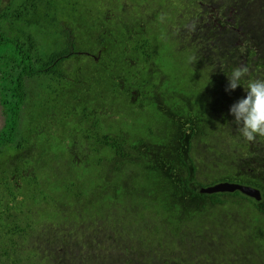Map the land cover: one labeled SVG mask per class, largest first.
<instances>
[{
	"label": "trees",
	"instance_id": "trees-1",
	"mask_svg": "<svg viewBox=\"0 0 264 264\" xmlns=\"http://www.w3.org/2000/svg\"><path fill=\"white\" fill-rule=\"evenodd\" d=\"M250 79L264 0H0V264H264Z\"/></svg>",
	"mask_w": 264,
	"mask_h": 264
},
{
	"label": "clouds",
	"instance_id": "clouds-1",
	"mask_svg": "<svg viewBox=\"0 0 264 264\" xmlns=\"http://www.w3.org/2000/svg\"><path fill=\"white\" fill-rule=\"evenodd\" d=\"M191 60L194 61L195 58L193 57ZM248 72L249 68L246 65L234 68L227 76L228 84L225 91L230 92L242 85L241 80L247 76ZM244 90L247 93L246 98H241L232 104L229 111L235 118L234 123L238 126L237 131L240 135L246 141L253 142L258 136L264 137V79L248 80ZM1 123L2 116L0 114V125Z\"/></svg>",
	"mask_w": 264,
	"mask_h": 264
},
{
	"label": "water",
	"instance_id": "water-1",
	"mask_svg": "<svg viewBox=\"0 0 264 264\" xmlns=\"http://www.w3.org/2000/svg\"><path fill=\"white\" fill-rule=\"evenodd\" d=\"M234 190H239L241 193L253 197L255 199H259V191L256 189L251 188L250 186H244L234 183H218L212 186H209L208 188L202 189L201 192L204 193H215V192H225L229 191L232 192Z\"/></svg>",
	"mask_w": 264,
	"mask_h": 264
},
{
	"label": "rangeland",
	"instance_id": "rangeland-1",
	"mask_svg": "<svg viewBox=\"0 0 264 264\" xmlns=\"http://www.w3.org/2000/svg\"><path fill=\"white\" fill-rule=\"evenodd\" d=\"M47 44L52 47V42H47ZM48 45H46V48Z\"/></svg>",
	"mask_w": 264,
	"mask_h": 264
}]
</instances>
